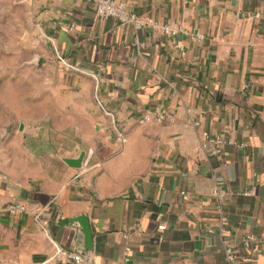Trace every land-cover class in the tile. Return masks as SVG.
Wrapping results in <instances>:
<instances>
[{
	"label": "crops",
	"instance_id": "obj_1",
	"mask_svg": "<svg viewBox=\"0 0 264 264\" xmlns=\"http://www.w3.org/2000/svg\"><path fill=\"white\" fill-rule=\"evenodd\" d=\"M26 1L50 89L0 143V264H229L227 245L264 264V0H124L172 36L94 0ZM204 132L245 147L213 154ZM81 152L82 168L64 161ZM17 201L31 211L7 213ZM83 213L93 251L76 263L57 218Z\"/></svg>",
	"mask_w": 264,
	"mask_h": 264
},
{
	"label": "rangeland",
	"instance_id": "obj_2",
	"mask_svg": "<svg viewBox=\"0 0 264 264\" xmlns=\"http://www.w3.org/2000/svg\"><path fill=\"white\" fill-rule=\"evenodd\" d=\"M42 48L28 2L0 0V143H8L18 116L39 114L48 95ZM53 77L50 72L51 84Z\"/></svg>",
	"mask_w": 264,
	"mask_h": 264
},
{
	"label": "built area",
	"instance_id": "obj_3",
	"mask_svg": "<svg viewBox=\"0 0 264 264\" xmlns=\"http://www.w3.org/2000/svg\"><path fill=\"white\" fill-rule=\"evenodd\" d=\"M94 3H95L96 15L102 19H106V20L113 19L122 24L133 25L135 28H138V29L143 28V27L152 26L155 28H159L163 34L169 35V36L175 35L179 31H181V29H179L178 27L174 25H171L168 23H160L151 18L139 16L135 11H133L129 7L128 3L124 0H94ZM194 38L197 40H202L203 35L200 33H196L194 35ZM108 113L112 114L111 112H108ZM163 119H164V116L162 114L154 115L151 112H146V113H143L141 116H139L137 118V121L140 124H145V123H151V122H162ZM115 128H116L115 131H116L117 140L123 141L124 140L123 132L119 128L117 127ZM225 143L230 144V145H236L240 148L245 147L244 142H237L231 139L224 140L220 136L213 137L207 132L203 133V148L206 150H209L213 154L218 153L220 151V146H222ZM214 192L221 197L224 195L223 192L219 190H215ZM30 211L31 210H30L29 205L25 202H19V201L13 202L6 207V212L11 215L24 214ZM48 211L49 210L45 206L42 208H38L36 211H34V216L37 220L44 222L43 215L45 212H48ZM158 227L160 230H163L166 228V224L162 223ZM128 251H129V248H126L127 255H128ZM59 255L72 259L76 263H80L84 259L83 256L80 254V252H70L65 249H60ZM226 258L229 264H244L243 260L236 253L232 245H227L226 247ZM181 264H189V262L187 260H184Z\"/></svg>",
	"mask_w": 264,
	"mask_h": 264
},
{
	"label": "water",
	"instance_id": "obj_4",
	"mask_svg": "<svg viewBox=\"0 0 264 264\" xmlns=\"http://www.w3.org/2000/svg\"><path fill=\"white\" fill-rule=\"evenodd\" d=\"M23 126L21 125L20 128ZM85 152H81L77 157L64 158V161L71 167L82 168ZM57 223L61 226H69L75 231L73 243H75L79 249L80 254L87 257L93 251V232L89 216L85 213L79 214L74 217H64L59 214Z\"/></svg>",
	"mask_w": 264,
	"mask_h": 264
}]
</instances>
